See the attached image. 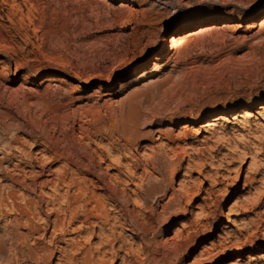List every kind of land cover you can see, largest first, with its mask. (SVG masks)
<instances>
[{"label":"rangeland","instance_id":"374dc122","mask_svg":"<svg viewBox=\"0 0 264 264\" xmlns=\"http://www.w3.org/2000/svg\"><path fill=\"white\" fill-rule=\"evenodd\" d=\"M188 31L204 33L156 61ZM133 160L138 207L117 173ZM60 174L73 187L56 193ZM84 200L110 227L67 225ZM56 217L72 244L50 245ZM58 247L74 263L264 264V0H0V264H66Z\"/></svg>","mask_w":264,"mask_h":264},{"label":"bare ground","instance_id":"6f19581e","mask_svg":"<svg viewBox=\"0 0 264 264\" xmlns=\"http://www.w3.org/2000/svg\"><path fill=\"white\" fill-rule=\"evenodd\" d=\"M174 1V0H172ZM162 5H168L169 3L167 2H162L161 3ZM182 25H187L185 23H183ZM199 30H202V29H199ZM196 32H199V33H193V31H188L186 33H183L181 35H175L173 36L171 39H169V41L163 46V49L161 51V53L159 54V56L156 58V61L157 62H160L164 57H166L167 54H169L171 51L175 50L179 45H181L182 43H189V42H192L194 41V39L198 36V35H201L204 33V31H196ZM59 83L61 85H69L68 83V80L67 79H64V78H61L59 79ZM214 115V114H213ZM216 121L217 119H213L212 121H209L208 123H206V126L205 128L210 131L212 130L214 127H216ZM129 154V153H128ZM99 159V158H98ZM112 160V158H111ZM32 161H29L27 162V164H30ZM91 164V167L92 169L88 171V174L89 175H93L92 173H94L95 171V168L98 167V166H101L104 161L103 159H99L97 164L93 161L92 162H89ZM118 163V161H117ZM96 165V166H95ZM151 166L152 169H155V167L153 166L152 163H148L146 161L145 164H143L142 166ZM116 166V165H115ZM111 166L110 165H107L106 166V169L109 170L111 169L110 168ZM117 173L118 175H124L126 177V180L128 181V183H132L133 186L136 188L135 191H132V196H134L135 199H132V201L134 202V205L136 207H138L140 205V203L142 201L145 200V197L147 194H148V191H144V194H141L143 195V197H141L139 194H138V191H140L142 189L141 185L143 184V182L145 181V175L146 173L143 172V174L140 176L139 179H137V175H136V171L139 168V166H137V164L133 161H129V163L127 164L126 167H117ZM78 170L80 171V173H82V168L79 167ZM146 169H144L145 171ZM176 171V168L172 170V174L171 176H173V174L175 173ZM59 174V173H58ZM97 179V181L102 184L104 190L103 193L105 195H103V200H109V201H112L114 200L115 198H119L121 200H123V195L122 193L118 192V186L123 184L124 182H121L119 179H117V177L113 180V183H109V184H105V183H102V178L97 176L95 177ZM57 183H55L53 185V191L57 193V190H58V187L60 185H64L67 189H71L73 187L72 184L68 183V184H65V176L64 175H58L57 176V179H56ZM138 182V184L136 183ZM125 184V183H124ZM78 192L79 194L81 195H84V191L82 190V187H78ZM49 199L52 198V197H48ZM66 199V198H65ZM195 199V196H192V197H187L186 198V202L190 205L192 204V202L194 201ZM91 201H88V200H84L83 202V206L80 210L81 212V215H77L76 213H73L71 210H70V204L67 203V208H66V211H65V214L66 212L69 213V216H68V222H67V225H72V222L74 221V219H78V218H84L83 221H81L80 223L81 224H84V223H87L88 222V219L89 218H97V219H100L102 220V226L103 228L105 227H110V224L109 222L111 221V219L108 217V216H105L103 217L102 214H100V210L103 208L102 205V201L101 200H96L93 202V207H92V210L90 211L91 215L88 217L86 216V213H87V210L86 208L91 206ZM30 203H25V206L29 205ZM34 205L37 206V203H33ZM167 208L166 205L163 206V210H165ZM26 209L28 210V207H26ZM28 212L27 211H24L21 215H26ZM92 213L94 214V216H92ZM113 221V220H112ZM117 223L119 221H114V223ZM116 223L112 226H115ZM44 224V228L46 229H43L42 231L44 233H46L49 229V221H45L43 222ZM180 223H178L179 225ZM53 225V231H52V236H51V242H50V245L52 246L53 245V242H55L58 237H63L65 240V245L67 246L66 243H70L72 244L73 242H71L70 239H66V225H65V219L63 220H60L59 217H56V220L54 221V223L52 224ZM134 225H136V228L137 230H142L143 229L140 227V225L136 222H133V221H128V219H124V223L122 225V227H130L132 231L135 232V227ZM28 230L29 232L35 234V233H38L37 229H34L33 227H31V225L28 226ZM62 241V240H61ZM178 241H183V243H185L187 241V239H182L180 238V240ZM120 241L119 240H114V245L118 244ZM111 243V246H112V249H111V257L112 259H117V253H122V251H124V248L123 246H119L118 248H116L115 250H113L114 248V245H112V242ZM57 253L59 254L58 258H57V261L58 262H61L62 260H67L65 263L66 264H103V261L102 262H97L95 260V256H94V253L91 251V249H80V252L78 253V255L80 256V258L76 261V263H74L73 259L69 260V257L67 255V252L65 249L61 248V247H58L56 249ZM48 252V256H47V260L46 259H42L41 260V264H47V263H50L52 261V259H54V253L52 251H47Z\"/></svg>","mask_w":264,"mask_h":264}]
</instances>
